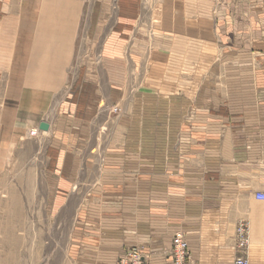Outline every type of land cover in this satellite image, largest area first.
I'll list each match as a JSON object with an SVG mask.
<instances>
[{"label": "crops", "instance_id": "0c3cea01", "mask_svg": "<svg viewBox=\"0 0 264 264\" xmlns=\"http://www.w3.org/2000/svg\"><path fill=\"white\" fill-rule=\"evenodd\" d=\"M40 123L70 264H264V0H0L2 164Z\"/></svg>", "mask_w": 264, "mask_h": 264}, {"label": "rangeland", "instance_id": "374dc122", "mask_svg": "<svg viewBox=\"0 0 264 264\" xmlns=\"http://www.w3.org/2000/svg\"><path fill=\"white\" fill-rule=\"evenodd\" d=\"M78 43L85 50L81 38ZM73 69L76 72V64ZM68 71L70 75V67ZM103 108L110 120L120 114L114 106ZM38 131L29 130L20 144L10 148L9 163L0 162V264H70L65 250L72 213L51 216L44 211L43 139Z\"/></svg>", "mask_w": 264, "mask_h": 264}, {"label": "built area", "instance_id": "2783aa9c", "mask_svg": "<svg viewBox=\"0 0 264 264\" xmlns=\"http://www.w3.org/2000/svg\"><path fill=\"white\" fill-rule=\"evenodd\" d=\"M119 109L115 108L114 112ZM254 199L264 202L263 193H255ZM235 248L237 256L232 264H250L249 260V225L246 222L238 224L235 232ZM171 264H192L191 256L188 251V244L185 236L178 232L175 233L171 241ZM117 264H148L146 256L139 247L132 246L127 248L120 256Z\"/></svg>", "mask_w": 264, "mask_h": 264}, {"label": "water", "instance_id": "95a60500", "mask_svg": "<svg viewBox=\"0 0 264 264\" xmlns=\"http://www.w3.org/2000/svg\"><path fill=\"white\" fill-rule=\"evenodd\" d=\"M38 128L40 131H47L48 125L46 123H40Z\"/></svg>", "mask_w": 264, "mask_h": 264}, {"label": "bare ground", "instance_id": "6f19581e", "mask_svg": "<svg viewBox=\"0 0 264 264\" xmlns=\"http://www.w3.org/2000/svg\"><path fill=\"white\" fill-rule=\"evenodd\" d=\"M43 74V73H42Z\"/></svg>", "mask_w": 264, "mask_h": 264}]
</instances>
